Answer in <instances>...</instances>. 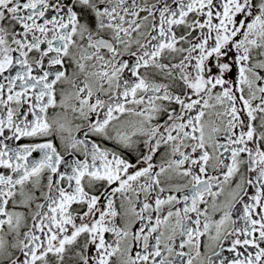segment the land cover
Returning a JSON list of instances; mask_svg holds the SVG:
<instances>
[{
	"label": "snow or ice",
	"instance_id": "6c2138e0",
	"mask_svg": "<svg viewBox=\"0 0 264 264\" xmlns=\"http://www.w3.org/2000/svg\"><path fill=\"white\" fill-rule=\"evenodd\" d=\"M0 264H264V0H0Z\"/></svg>",
	"mask_w": 264,
	"mask_h": 264
}]
</instances>
